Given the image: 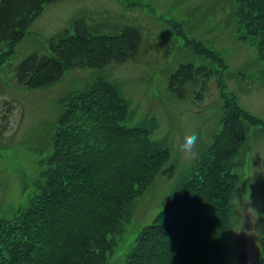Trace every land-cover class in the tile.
<instances>
[{
	"label": "trees",
	"instance_id": "trees-1",
	"mask_svg": "<svg viewBox=\"0 0 264 264\" xmlns=\"http://www.w3.org/2000/svg\"><path fill=\"white\" fill-rule=\"evenodd\" d=\"M56 1L0 0V66L13 60L33 19ZM118 1L137 9L136 2ZM231 5L237 40L264 64V0H231ZM160 23L182 36L184 49L208 61L181 64L170 78L171 91L180 96V86L191 82L193 98L200 100L217 76L223 116L212 147L174 177L160 212L134 237L122 264H227L241 182L237 171L248 166L249 128L264 132V121L226 90L227 64L219 53L185 37L178 23ZM93 27L72 19L49 38V53L33 52L14 68L15 84L23 90L46 88L75 68L96 71L84 88L58 102L49 152L38 174L23 185L22 202L0 219V264H107L139 199L159 176L172 178L177 171L167 137L153 139L158 120L134 121L117 83L100 74L110 62L135 57L139 34L129 29L105 34ZM259 245L256 264H264V218Z\"/></svg>",
	"mask_w": 264,
	"mask_h": 264
},
{
	"label": "rangeland",
	"instance_id": "rangeland-1",
	"mask_svg": "<svg viewBox=\"0 0 264 264\" xmlns=\"http://www.w3.org/2000/svg\"><path fill=\"white\" fill-rule=\"evenodd\" d=\"M130 1L137 3V9L128 8L118 0L49 3L33 19L15 47L13 60L0 66V219H8L11 210L23 200V185L38 174L39 162L49 152L60 113L59 100L71 91L84 88L96 71L75 68L46 88L23 90L15 84L14 68L33 52L49 53V38L74 18L85 19L88 26L105 34L120 33L124 29L139 34L135 57L122 64L110 62L100 74L117 83L129 100L134 121L144 116L158 120L153 139L167 137L170 163L177 171L172 178L159 176L139 199L131 224L107 264H122L134 237L160 212L161 200L174 177L198 157L188 159L180 151L184 136L193 133L198 136V154L208 150L223 116L217 76L208 81L200 100L193 98L196 88L191 82L180 86V96L171 91L170 78L181 64L203 66L208 61L184 49L182 36L170 32L161 20L178 23L185 37L219 53L227 64V69L222 71L226 90L247 112L264 121V64L258 61L251 47L237 40L231 0ZM2 50L4 45H0ZM248 136V166L237 171L241 182L234 200V227L227 264H256L260 253L264 218V132L249 128Z\"/></svg>",
	"mask_w": 264,
	"mask_h": 264
},
{
	"label": "clouds",
	"instance_id": "clouds-1",
	"mask_svg": "<svg viewBox=\"0 0 264 264\" xmlns=\"http://www.w3.org/2000/svg\"><path fill=\"white\" fill-rule=\"evenodd\" d=\"M198 136L193 133L191 135H185L183 138V142L180 144V151L185 155L188 159H195L198 155L196 152V144L198 141Z\"/></svg>",
	"mask_w": 264,
	"mask_h": 264
}]
</instances>
